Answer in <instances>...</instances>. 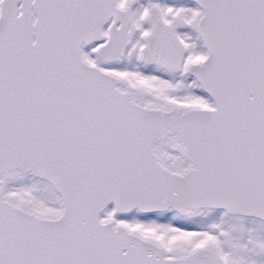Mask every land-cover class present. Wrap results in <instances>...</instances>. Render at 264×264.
I'll list each match as a JSON object with an SVG mask.
<instances>
[{"label":"snow or ice","instance_id":"1","mask_svg":"<svg viewBox=\"0 0 264 264\" xmlns=\"http://www.w3.org/2000/svg\"><path fill=\"white\" fill-rule=\"evenodd\" d=\"M0 264H264V0H0Z\"/></svg>","mask_w":264,"mask_h":264}]
</instances>
